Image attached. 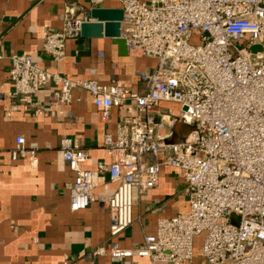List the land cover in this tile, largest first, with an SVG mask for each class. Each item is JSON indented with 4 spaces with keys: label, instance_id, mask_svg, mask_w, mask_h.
Masks as SVG:
<instances>
[{
    "label": "built area",
    "instance_id": "1",
    "mask_svg": "<svg viewBox=\"0 0 264 264\" xmlns=\"http://www.w3.org/2000/svg\"><path fill=\"white\" fill-rule=\"evenodd\" d=\"M117 1L129 50L156 62L151 74H142L143 91H129L117 81L73 80L57 68L43 69L28 54L9 58L11 96L35 114L42 108L33 97L54 87V102L68 106L76 90L89 93L104 120L111 109L132 103V114L118 121L116 133L104 136L111 163L85 169L88 152L73 139L61 141L62 159L74 174L66 186L73 211L88 209L99 187L116 185L108 197V242L92 258L264 264V0ZM104 2L91 0V8ZM90 21L88 13L78 16L67 7L63 28L45 32L43 53L62 59L67 41L79 38L82 24ZM178 121L192 130L174 142ZM11 158L38 165L36 150L21 136ZM163 167L183 179L189 210L159 219L157 232L141 245L120 247L116 239L133 226L137 198L158 187ZM105 175L108 182L101 183Z\"/></svg>",
    "mask_w": 264,
    "mask_h": 264
},
{
    "label": "crops",
    "instance_id": "2",
    "mask_svg": "<svg viewBox=\"0 0 264 264\" xmlns=\"http://www.w3.org/2000/svg\"><path fill=\"white\" fill-rule=\"evenodd\" d=\"M67 7L83 16L89 13L91 0H0V264H150L149 259L138 257L92 258V251L108 242V197L116 185L107 190L99 187L88 209L73 211L66 186L73 182L74 174L61 155L62 139L70 138L90 156L85 169L95 170L99 162L111 163L104 136L116 133L118 121L132 114V103L111 109L110 119L104 120L89 93L82 90L74 92V101L68 106L54 102L55 87L44 89L33 97L42 108L40 114L20 97L11 96L9 58L17 54L31 55L43 69L57 68L73 80L105 85L117 81L129 91L145 89L142 74H151L156 62L136 50L121 57L111 39H70L59 61L43 53L45 32L63 28ZM101 8L122 9V5L105 0ZM161 106L169 109L170 104ZM19 136L29 149L36 150V167L28 158L12 160ZM100 182H108V175ZM185 188L174 169L163 167L158 187L137 198L134 224L116 239L119 246L135 248L145 236L157 232L159 219L187 212ZM192 264L205 262L195 259Z\"/></svg>",
    "mask_w": 264,
    "mask_h": 264
},
{
    "label": "water",
    "instance_id": "3",
    "mask_svg": "<svg viewBox=\"0 0 264 264\" xmlns=\"http://www.w3.org/2000/svg\"><path fill=\"white\" fill-rule=\"evenodd\" d=\"M88 15L92 21L82 24L80 36L84 39H111L118 47L119 55L128 57L130 50L127 40L122 36L123 9L91 8ZM191 130V126L180 121L176 122L173 127L174 142L184 139Z\"/></svg>",
    "mask_w": 264,
    "mask_h": 264
},
{
    "label": "rangeland",
    "instance_id": "4",
    "mask_svg": "<svg viewBox=\"0 0 264 264\" xmlns=\"http://www.w3.org/2000/svg\"><path fill=\"white\" fill-rule=\"evenodd\" d=\"M167 108H171L173 111L178 112L179 108L175 105H170Z\"/></svg>",
    "mask_w": 264,
    "mask_h": 264
}]
</instances>
